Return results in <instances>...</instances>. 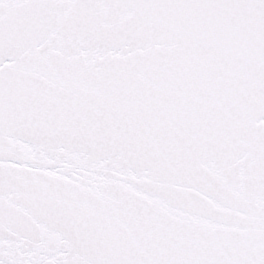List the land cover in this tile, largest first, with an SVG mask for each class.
I'll return each mask as SVG.
<instances>
[{"label":"snow or ice","instance_id":"6c2138e0","mask_svg":"<svg viewBox=\"0 0 264 264\" xmlns=\"http://www.w3.org/2000/svg\"><path fill=\"white\" fill-rule=\"evenodd\" d=\"M0 264H264V0H0Z\"/></svg>","mask_w":264,"mask_h":264}]
</instances>
